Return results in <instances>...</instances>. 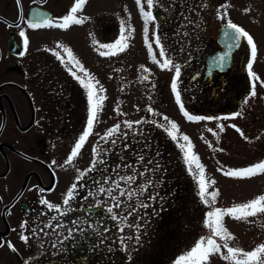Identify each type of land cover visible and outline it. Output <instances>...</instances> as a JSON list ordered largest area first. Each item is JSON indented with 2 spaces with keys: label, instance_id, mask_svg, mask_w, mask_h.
Returning <instances> with one entry per match:
<instances>
[{
  "label": "rangeland",
  "instance_id": "obj_1",
  "mask_svg": "<svg viewBox=\"0 0 264 264\" xmlns=\"http://www.w3.org/2000/svg\"><path fill=\"white\" fill-rule=\"evenodd\" d=\"M176 1L180 2V0ZM210 1V4L206 3V5L202 3V0L185 1L184 3L189 4L192 12L189 11L190 17H183L185 21L182 18L184 13L178 12V15L180 14L177 17L180 22L178 25L182 31H185V25L189 28L197 25L195 30L199 36L198 41H202L203 37L208 36L209 31H214L223 20L230 19L241 25L255 39L257 56L252 71L260 79L255 82V96L250 95L253 78L250 77V84L246 83L245 101L247 103L241 104L236 111L242 113L240 116L231 115L227 116L228 119L222 117L219 120L199 122L187 121L180 113L171 90L174 69H162L148 55L145 40L136 36L128 41L129 47L125 51L115 56H100L98 51H107V49H101L100 45L109 44L102 41L109 35V33H102L103 29L99 33L101 42L94 44L93 39L83 37L81 45L87 53L83 66L103 86L107 99L103 102V109L94 124L93 134L88 137L79 155L71 163H66L67 158L87 122L88 102L85 90L79 84H70L71 92L67 97V103L58 106L61 113L64 111L67 115L55 119L54 123L60 122V126L69 125L70 130L65 133L55 131L53 134L54 167L58 175L57 190L66 192L76 182L78 170L89 167L94 146L101 149V158L106 159L107 163L102 166L103 171L98 169L88 173L87 177L80 182L83 186L78 185L76 194L82 192L88 196L90 191L96 192L100 186L109 187L111 181L117 179L118 175L132 174L125 167H121L118 171L114 170L117 164H131L139 172L144 171L145 167L154 166L147 164L148 159H152L154 164L156 161L159 162V170L150 171L145 176L138 177L136 184L133 185L136 187L149 179L154 182V186L149 187L143 195L133 197L132 201L133 204L147 203L149 207L139 208L138 212L133 213L126 221L115 220L113 232H116L119 247L130 246L135 259H142L144 263L149 258L153 264H175V260L180 255L189 251L202 237L209 235L205 220L207 212L213 207H231L264 194V175L239 179L225 176L218 170L221 167L225 170L246 167L264 160V84L261 83L264 81V0ZM110 3L111 0H91L87 3L91 4L88 5L87 10H90L92 14L94 7L106 6L107 13ZM223 5L228 7L224 8ZM105 10L102 9L101 15ZM225 12L226 16H224ZM221 16L224 18L221 19ZM85 22L87 23L85 29L93 34L98 30L94 20L87 19ZM118 38L119 36L115 37L113 41L115 42ZM63 41L65 42L64 39ZM63 41L60 40L57 43L65 45L66 42ZM243 45L246 46L247 42ZM90 52L92 54L95 52L94 56L89 55ZM156 54L157 59L163 62L164 57H160L157 52ZM187 56V53H182L180 59L184 61ZM172 61L180 65L179 61ZM184 73L182 75L181 71L177 87L186 110L190 114L198 115L197 110L192 107L193 100L188 95L190 90L187 83L188 73ZM117 106L120 114L116 111ZM149 106L157 115L147 111ZM164 116L179 125V133L190 137L194 145L193 151L205 166L206 178L215 181L208 190L209 192L219 191L214 205H206L201 201L197 181L194 175L189 173L181 149L163 129L149 123L133 124L132 129L124 125V121L141 120H156L158 124L166 123L163 120ZM116 124H120L121 130L128 133L127 139L121 138L117 145L101 141L100 137ZM218 124L224 126L222 132L218 131ZM231 125H236L244 136H241ZM209 128L217 131L218 135L209 132L207 130ZM201 135L204 139H201ZM125 143L130 145L127 150L123 147ZM258 147L261 148L259 152ZM104 149L109 151L103 154ZM139 153L145 156L143 162L137 160ZM105 179H108L109 183L101 185L99 182ZM94 196L107 207L111 204L105 194ZM94 196H88V199ZM149 196L156 198L150 200ZM128 203L125 200V206L114 209V212L123 218L127 215ZM224 224L235 237L230 241L232 246L252 250L264 243V214L250 217L248 220H235L226 216ZM121 227L124 229L123 232L120 231ZM225 252L226 250L222 249L220 254L210 256L208 264H230L223 259Z\"/></svg>",
  "mask_w": 264,
  "mask_h": 264
},
{
  "label": "flooded vegetation",
  "instance_id": "obj_2",
  "mask_svg": "<svg viewBox=\"0 0 264 264\" xmlns=\"http://www.w3.org/2000/svg\"><path fill=\"white\" fill-rule=\"evenodd\" d=\"M185 1L189 0H156L153 12L157 20L148 26V40L151 42L153 32L157 31L167 57L180 62L182 75L188 73V95L199 116L234 115L245 102L246 83H251L250 48L243 45L246 39H241L223 70L215 67L209 70L207 59L222 49L218 35L227 21L223 20L198 41L197 25L191 28L185 25V31L178 25V12L184 13L182 18L190 17L189 11L192 12ZM210 2L202 0L204 5ZM87 3L78 15L95 21L98 30L94 34L85 29L87 19L67 30L27 27L29 20L36 19L34 9L51 18H61L70 11L74 0H20L19 6L17 0H0V124L3 125L0 129V241L4 242L0 247V264H153L149 258L146 263L135 259L130 246L119 247L116 232L113 233L116 221L101 201L102 207L95 206L97 197L85 200L82 192L77 193L70 205L64 206L62 201L67 191L56 189L53 134L68 132L70 126L54 122L67 115L64 111L61 113L58 106L67 103L70 84H79L55 57V51L62 52L57 42L64 39L65 46L70 47L84 65L87 53L81 45L82 38L101 42L99 33L103 29L102 33L109 35L102 41L113 43L120 35L122 20L134 28L131 38L145 40L143 19L135 0H111L107 13L105 6L94 7L92 14L87 10L91 4ZM102 9L105 10L103 15ZM20 30L25 31L29 40L26 49ZM153 50L159 53L154 43ZM22 51L23 56L19 55ZM182 53L188 54L184 61L180 59ZM62 55L66 58V54ZM41 199L73 210L52 220L57 212L41 204ZM74 220L80 221L78 228L73 225ZM24 222L27 224L21 228ZM49 222L52 227L45 228ZM33 228H44V231L33 235ZM69 228L77 230L72 238L64 239ZM21 234L29 236L27 244L20 239ZM8 242L16 251L8 247Z\"/></svg>",
  "mask_w": 264,
  "mask_h": 264
},
{
  "label": "snow or ice",
  "instance_id": "obj_3",
  "mask_svg": "<svg viewBox=\"0 0 264 264\" xmlns=\"http://www.w3.org/2000/svg\"><path fill=\"white\" fill-rule=\"evenodd\" d=\"M86 3L87 0H74V5L71 7L70 11L67 14L63 15L61 18H51L39 11V9H34L33 15L36 19L29 20L27 23V27L31 29L54 27L67 30L72 25L82 24L84 23L85 19H87V17L80 16L78 15V13L81 12ZM135 3L138 6L140 15L143 19V34L145 37V44L147 47L148 55L154 62L158 63L162 69H174L175 75L171 82V90L174 93L175 102L178 105L179 111L182 116L185 117L189 122L221 119L220 117L214 118L193 115L186 110L184 102L181 98V93L177 87V81L181 74L180 65L174 64L171 59L167 58L165 48L161 42V36L157 31L153 32L152 41L150 42L148 40V26L150 23H154L157 20V17L153 12V8L156 6V0H135ZM17 4L19 6L20 0H17ZM222 7L227 8L228 5H223ZM245 11H248V9H245ZM226 15L227 13L225 12L224 16ZM224 16H221L220 18L223 19ZM130 18L131 17L129 16V19ZM126 24V21H121L120 35L114 43L100 45L101 49H107V51H99L100 56H115L119 52H123L129 47L128 41L132 37L134 28L130 24H127V26ZM19 35L23 38L22 43L24 48L26 49L29 44V40L26 36L25 31L20 30ZM223 35L231 41V43L228 44L229 48H232L234 45L239 46V42L241 41V39H246L247 45L250 48L251 55V59L248 62L249 76L253 78L252 92L250 93V95L255 96V82L259 81L260 78L254 71H252V63L253 61H255L257 56V46L254 42L253 37L242 27L233 23L230 19L227 20ZM93 43L95 44V41H93ZM153 43L159 49V56L164 57L163 62L157 59V54L153 50ZM57 48L61 49L62 52L55 51V57L61 62L62 65L66 67L70 75L85 90L88 102L86 127L75 142L66 161V163H71L73 159L79 155L88 137L93 134L94 124L95 122H97L98 115L103 109V102L107 99V97L104 95L105 89L103 88V86L90 72H88L87 69L84 68L80 60L77 59V57L73 54V50L70 47H67L63 44H57ZM62 53L66 54V58L64 55H62ZM24 54L25 53L23 51L19 53V55L21 56H23ZM227 56V53L219 56L213 62V66L215 68L223 70L224 65L227 61ZM261 83L264 84V81H261ZM245 103H247V101H245ZM116 111L118 114H120L118 106ZM147 111L149 113H152L153 115H157V113L154 112L151 106L147 108ZM241 114L242 113L238 112L235 113L234 116H240ZM228 118L229 117H224V119ZM163 120L166 121V123L158 124L156 120H141L135 122L124 121V125L128 129H132L133 124L149 123L163 129L172 141L177 142L179 148L181 149L183 153V160L188 167V171L189 173L194 175V178L197 181L199 189L198 195L201 201L206 205H214L215 200L219 195V191H208L209 188L215 184V181L206 178L205 166L201 163L198 155L193 151L194 145L191 143L190 137L186 134L179 133V125L175 121L170 120L167 116H164ZM2 127L3 125L0 124V129H2ZM231 127L236 128V131L239 132L241 136H244V133L239 128H237L236 125H231ZM217 129L218 131L222 132L224 130V126L222 124H218ZM207 130L209 132H212L213 135H218V132L214 131L211 128ZM127 137L128 133L121 130L120 124H116L112 128L108 129L105 134L100 137V140L110 145H117L121 138L126 140ZM201 139H204L203 135H201ZM123 147L125 150H127L130 145L128 143H125ZM145 147H147V145H145ZM209 147H211V144H209ZM92 151L93 158L89 167L85 170H78L76 182L73 183L67 190V193L63 198L62 205L69 206L70 202L75 199L77 187L78 185H80V182L87 177L88 173L97 171L98 169L101 171L104 170L102 166L105 165L107 161L106 159L101 158V149H99L97 146H94ZM108 151L109 149H104L103 154H106ZM157 155H159V153H157ZM121 159H123V157H121ZM137 160L139 162H143L145 160L144 154H137ZM53 164H55V161H53ZM147 164L154 166L152 168L145 167L144 171L139 172L131 164H117L114 170L118 171L121 167H125L128 168L132 174L118 175L117 179L111 181V185L109 187L100 186L97 188L96 192L90 191L88 193V196L105 194L107 199L111 201V204L106 209L107 212L111 214V218L113 220L122 219L123 221H126L129 216H132L133 213L138 212L139 208L149 207L147 203H132L133 197H139L143 195V193H145L149 187L154 186V182L149 179L144 184H138L136 185V187H133V185L136 184L138 177L145 176L150 171L154 172L160 169V164L158 161H156L154 164L152 159H148ZM218 170L221 171L223 175L228 177L248 179L257 175H264V160L246 167L231 168L227 170L221 167ZM99 183L101 185L108 184L109 180L105 179ZM40 192L43 193L44 189H40ZM88 196H85L84 199L87 200ZM155 198V196H149L150 200ZM125 200L129 202L127 204L128 212L126 216L121 218L114 212V209H120L124 207ZM40 203L46 205L49 210H55L57 212V216H53L52 220H57L58 216H65L68 214V212L73 210L71 207H64L62 209L61 205L52 204L47 199H41ZM100 203L101 202L97 200L95 206H99ZM259 214H264V194H260L245 203L234 204L231 207H213L210 211L207 212V218L205 220V225L209 229V235L206 237H202L189 251H187L185 254L180 255L175 260V264H208L209 257L214 254H220L222 249L226 250V252L223 254V259L230 262V264H264V243L257 245L252 250H244L237 246H232L230 245V241L234 240L235 237L228 231L224 224V218L226 216L231 217L235 220H248V218L256 217ZM72 223L78 228L80 221L74 220L72 221ZM26 224L27 222H24L20 225V227L24 228ZM60 226L61 225L57 224V227ZM44 227H52L51 222L46 224ZM75 230L77 229L69 228L67 236H65L64 239L72 238ZM123 230V227H121L120 231L123 232ZM31 231L33 235H36L38 231L43 232L44 228H40L39 230L33 228ZM104 231L107 232L108 229L105 227ZM20 239L27 244L29 241V236L21 234ZM121 243H123V238H121ZM3 244L4 242L0 241V247H2ZM8 247L13 251H16L14 245H12L11 242H8Z\"/></svg>",
  "mask_w": 264,
  "mask_h": 264
},
{
  "label": "water",
  "instance_id": "obj_4",
  "mask_svg": "<svg viewBox=\"0 0 264 264\" xmlns=\"http://www.w3.org/2000/svg\"><path fill=\"white\" fill-rule=\"evenodd\" d=\"M224 29H225V25L221 28V30H220V32H219V35H218V36H219V39H220V41H221V43L223 44L222 49H220V50H218V51H216V52L210 54L209 57H208V59H207V67H208L209 70H211L212 68H214V66H213V62H214L219 56H222V55H224L225 53L228 54V56H227V61H226L225 65H224V66H226V65L230 62V57H231V53H232V51L237 47V46H235V45H234L232 48H229V47H228V44H230L231 41L228 40V39L223 35V33H224ZM239 43H240V42H239ZM97 207H102V205H99V206H97Z\"/></svg>",
  "mask_w": 264,
  "mask_h": 264
}]
</instances>
